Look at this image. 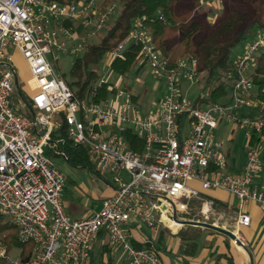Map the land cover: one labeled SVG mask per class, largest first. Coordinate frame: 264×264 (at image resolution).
<instances>
[{
  "label": "built area",
  "instance_id": "2783aa9c",
  "mask_svg": "<svg viewBox=\"0 0 264 264\" xmlns=\"http://www.w3.org/2000/svg\"><path fill=\"white\" fill-rule=\"evenodd\" d=\"M102 2L0 0V211L18 228L21 241L34 242L30 257L23 260L20 255L13 258L0 237V258L7 264H87L101 232L126 264H163L154 247H135L132 223L143 222L152 229L178 227L172 224L174 207L178 215L185 206L178 207L177 200L198 196L201 188L227 190L243 204L254 201L264 207V189L254 184L262 170L264 137L250 143L253 133L264 131V100L255 98L248 74L264 48V30H257L235 58L238 77L230 101L206 102L209 91L201 90L198 97L203 101L197 103L189 90L202 83L198 59L189 55L172 61L160 54L148 17L136 18L127 38L108 54L111 65L116 58L126 59L128 42L140 45L142 60L163 81L165 95L144 111L135 94L116 82L117 89L98 100V88L109 81L104 76L81 99L60 71L61 55H80L83 41L98 34L116 13L115 4L101 8ZM205 3L211 5L212 0ZM159 18L165 19L163 14ZM70 22L81 26L83 35ZM16 51L30 72L26 83L33 91L32 116L23 113L26 100L16 101ZM243 108L256 113L242 115ZM61 112L70 138L86 147L94 169L100 175L108 173L112 181L113 193L102 200L101 208L82 218L66 213L67 176L48 153ZM221 122L240 126L247 136L246 160L239 173L227 170L225 145L215 132ZM212 203H204L206 218ZM237 223L250 225L251 216L240 212Z\"/></svg>",
  "mask_w": 264,
  "mask_h": 264
},
{
  "label": "trees",
  "instance_id": "16d2710c",
  "mask_svg": "<svg viewBox=\"0 0 264 264\" xmlns=\"http://www.w3.org/2000/svg\"><path fill=\"white\" fill-rule=\"evenodd\" d=\"M57 1L74 2L80 0ZM180 1L118 0L117 5L115 0H103L101 8L108 4H115L117 10L98 33V36L100 35L99 41H83V51L76 57L71 67V79H67L64 74L74 93L81 99L89 96L90 90L96 86L102 77L98 70L99 63L127 38L135 19L146 15L148 28L160 54L169 57L172 61L189 55L198 59V69L202 75V83L198 89L209 91L206 102L224 103L230 101L232 88L238 77L234 65L235 59L231 58L232 49L242 40L251 38L257 30H264V0H234L237 5H228V2L223 1L224 13L217 22L209 20L206 12L200 17H195L192 14V11L203 6L205 0H191L188 7L187 5L183 7L186 8L185 10L180 7ZM160 14L164 15V20L159 18ZM69 24L73 26L78 35H83L81 26L74 24V22ZM124 53L126 55L125 60L116 58L111 62L113 71L122 77L131 73L143 59L140 45L133 42H128ZM248 74L254 83L255 98L264 100V48L256 54ZM116 89L113 82L104 83L98 88L97 99L108 97L110 92ZM127 89L130 90V86H127ZM18 98L19 100L24 99L28 103V108L24 112L21 108H18V111L31 116L34 109L30 99L23 92L20 81L16 94V99ZM138 99L139 95H135L134 100L137 101ZM196 100L197 103L203 101L199 97ZM55 121L56 127L51 134V141L48 146L49 155L52 156V150L56 149V155L64 157L71 165L89 167L100 176L94 169L86 147L76 144L70 138L65 113L61 112L56 115ZM262 137H264V131L253 133L250 143H258ZM203 196L212 199L221 209H227V205L220 203L217 199L206 194ZM178 234L185 242L187 252L194 253L197 246L196 240L199 238V228L183 225L178 230ZM0 237L8 244L10 253L16 249L23 260L30 257L34 242L21 241L18 228L1 211ZM134 242L137 248L148 247L145 241L134 239ZM155 249L161 257L159 249ZM230 262L234 264L232 259ZM0 264H7V262L0 258Z\"/></svg>",
  "mask_w": 264,
  "mask_h": 264
},
{
  "label": "rangeland",
  "instance_id": "374dc122",
  "mask_svg": "<svg viewBox=\"0 0 264 264\" xmlns=\"http://www.w3.org/2000/svg\"><path fill=\"white\" fill-rule=\"evenodd\" d=\"M207 0H205L206 2ZM223 1L228 2V5H237L234 0H220L216 3V0H212L211 5L206 3L200 9L192 11L195 17H200L205 14L209 17L212 22H217L221 15L224 13ZM118 5V0H115ZM191 0H181L180 7L183 8L185 5L190 4ZM186 8H183L185 10ZM115 15V14H114ZM207 17V18H208ZM100 35H93L87 40L99 41ZM250 38H246L239 42L235 47H233L231 52V58L235 59L240 53V49ZM75 55H61L59 60L60 71L65 74L67 79H71L70 71L75 61ZM14 62L18 70V79L22 90L28 98L30 99L33 91L30 89L26 80L30 78V72L28 71V65L24 56L16 51L13 54ZM112 60V55L107 54L102 61L99 63L98 70L99 73L107 78V80L116 82L118 88L126 90L127 86H130V90L133 94L139 95V102L144 111L151 110L155 107L156 103L165 95L166 87L160 80L157 79L152 73V70L145 60H141L131 73L127 76H119L118 73L113 71L110 61ZM200 90L197 86H192L189 90V97L195 101L199 96ZM17 103L20 102L19 98L16 100ZM32 116V115H31ZM222 123V122H221ZM231 124L228 122H223V125L215 130L217 136L224 142L225 145L232 144L234 147V156L238 159H243V155L246 152L247 136L244 131L237 129L234 131V141H229L228 136L231 134ZM220 125V124H219ZM261 153L260 159L261 163L264 164V140L260 143ZM52 158L54 159L56 165L65 173L68 178L66 181V188L63 197V202L65 206L66 213L72 218H82V213L88 209L93 210L99 207L100 193L102 189L107 187L108 183L112 184L111 176L108 173H104L102 176L96 174L89 167L73 166L68 163L64 157L56 155V149L52 150ZM207 200H211L203 196L200 193L198 196L180 198L177 200L178 207L185 206L186 209L178 212L179 218L185 219H195V220H206L211 223H217L219 225L227 227L226 223L223 222L225 219L226 210L223 212L221 208L213 201L211 209L208 212V218H206L202 212L204 203ZM183 226V225H178ZM174 226L173 228H176ZM145 228V227H144ZM13 258L18 257L19 251L14 250L11 252ZM121 256V254L118 253Z\"/></svg>",
  "mask_w": 264,
  "mask_h": 264
},
{
  "label": "crops",
  "instance_id": "0c3cea01",
  "mask_svg": "<svg viewBox=\"0 0 264 264\" xmlns=\"http://www.w3.org/2000/svg\"><path fill=\"white\" fill-rule=\"evenodd\" d=\"M253 37L254 34L239 52L243 50ZM241 113L254 114L256 110L252 108H243ZM221 125H223V122L220 123L218 127L220 128ZM237 129L244 131L243 128L232 123L230 129L231 134L228 136L229 141H234L233 133ZM225 150L228 154V172L239 173L245 163L246 152L243 155V159H238L234 156V147L232 144L225 145ZM192 184L200 188L199 182L192 181ZM254 184L264 189L263 163L262 170L254 178ZM64 193L65 189L63 197ZM112 193V184L108 183L107 187L102 189L100 193L99 207L84 211L82 217H86L100 209L102 200ZM201 193L227 205V209H221L223 212L225 210L228 212L223 222L226 223L227 228L233 230L237 236L242 239L250 253L241 245L236 244L229 236L217 230L197 225H191L192 227L199 228V238L196 240L197 246L195 252L192 254L187 252V246L178 234V230L181 226L169 228L162 225L152 229L143 222H134L131 225L133 242L134 239L145 241L148 247L159 249L163 264H231L230 259L234 261V264H264V207L254 201L243 204L239 198L223 189L206 191L201 188ZM240 212H245L251 216L250 225L246 226L237 223L238 214ZM172 224L180 225L175 222ZM118 253L119 252L111 251L108 247V235L105 232H101L93 244L91 259L87 264H126L122 256L118 255Z\"/></svg>",
  "mask_w": 264,
  "mask_h": 264
},
{
  "label": "water",
  "instance_id": "95a60500",
  "mask_svg": "<svg viewBox=\"0 0 264 264\" xmlns=\"http://www.w3.org/2000/svg\"><path fill=\"white\" fill-rule=\"evenodd\" d=\"M16 83H17V87H18L19 86L18 78H17ZM173 218L180 225H197V226H204V227H208V228L217 230V231L229 236L231 239L236 240L237 244L241 245L242 247H244L247 250V252H249L248 248L246 247V245L242 241V239L239 238L237 236V234L233 230H231V229H229V228H227L225 226H222V225H219V224H216V223H211V222H208V221L179 218L178 215H177V211H176L175 207H174V212H173ZM149 245H151V244H149Z\"/></svg>",
  "mask_w": 264,
  "mask_h": 264
},
{
  "label": "bare ground",
  "instance_id": "6f19581e",
  "mask_svg": "<svg viewBox=\"0 0 264 264\" xmlns=\"http://www.w3.org/2000/svg\"><path fill=\"white\" fill-rule=\"evenodd\" d=\"M173 222H175V221L173 220Z\"/></svg>",
  "mask_w": 264,
  "mask_h": 264
}]
</instances>
